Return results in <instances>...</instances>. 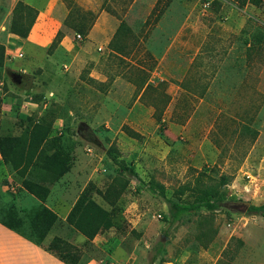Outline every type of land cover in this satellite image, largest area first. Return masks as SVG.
Returning <instances> with one entry per match:
<instances>
[{
	"label": "rangeland",
	"instance_id": "1",
	"mask_svg": "<svg viewBox=\"0 0 264 264\" xmlns=\"http://www.w3.org/2000/svg\"><path fill=\"white\" fill-rule=\"evenodd\" d=\"M75 1L96 16L83 41L76 39L79 32L64 25L69 10L62 0L57 4L54 0H0V48L4 49L3 57L0 49V134L21 136L33 123L52 120L53 135L72 155V165L56 184L43 178L51 189L46 205L56 210L71 187L69 195L64 194L71 207L76 188L89 189L94 200L115 216L108 248L99 246L98 239L96 252H88L85 237L62 220L51 231L47 245L60 237L81 249L84 263L96 259L121 264L127 262V251H135V264H264V215L248 214L251 206L264 204V49L259 60L253 61L261 87L252 105L229 104L227 97L221 105L219 82L204 99L202 90L189 94L187 86L188 55L195 54L194 47L203 44L209 29L215 36L229 35L224 49L237 47V55L216 52L212 78L217 73L221 77L223 66H246L245 39L253 37V44L264 40V26L254 24L256 18H264V4L257 7L259 14H253L241 12L248 5L240 7L233 0ZM208 1L212 7L204 11ZM20 2L39 13L32 34L47 27L41 13L54 8L55 21L61 24L48 25L44 46L26 44L11 32ZM189 3L197 5L200 17L194 36H190L192 29L182 26L187 18L184 6ZM121 23L125 34L112 49ZM182 29L183 37L173 42ZM60 31L62 40L52 47ZM21 51L24 57L16 58ZM134 67L143 72L136 73ZM147 73L157 89L146 93L145 104L144 90L137 92L128 77L134 80ZM168 96L158 122L151 104ZM160 105L164 107L163 102ZM162 123L165 129L160 128ZM110 150L137 176L122 172L110 158ZM199 175L203 187L219 189V210L202 209L173 222L170 202L193 201L192 191L201 185ZM40 177L38 172L27 175L36 181ZM151 181L163 185L165 195L151 191ZM22 182L19 173L0 165L1 191L6 184L22 186ZM111 186L119 193L115 201L111 198L112 204L105 199ZM2 193L0 211L12 203L24 210L41 204L22 188L17 194ZM238 201L249 204L245 213L228 210L229 203ZM160 243L162 250L157 253Z\"/></svg>",
	"mask_w": 264,
	"mask_h": 264
},
{
	"label": "trees",
	"instance_id": "2",
	"mask_svg": "<svg viewBox=\"0 0 264 264\" xmlns=\"http://www.w3.org/2000/svg\"><path fill=\"white\" fill-rule=\"evenodd\" d=\"M68 10V16L64 21V25L70 29L79 32L85 39L89 34L92 23L95 22L96 16L91 11L83 10L75 0H62ZM232 1V0H230ZM240 7L252 5L260 7L264 4V0H233ZM38 11L31 6L20 2L11 24V32L26 40L38 18ZM28 19V20H27ZM28 21V22H27ZM125 24L121 23L110 47L114 49L116 39L125 34ZM63 37V33L58 32L52 47L57 46ZM1 49L3 57L4 49ZM3 64V61L1 62ZM135 72L140 74L139 68H135ZM147 77H139L129 80L137 87V92L144 90L142 101L146 104V93L149 90L156 91L150 79ZM157 102H152L154 108V117L158 122H162V115L165 107L170 101V97L161 100L156 98ZM163 102L164 107L160 108ZM1 110V99H0ZM161 129H165L162 123ZM54 127L52 120L43 119L39 123H33L21 136H10L0 134V153L3 155L4 167L8 168L11 173H19L23 178L22 188L28 195L35 197L40 201V205L31 210L19 209L15 203L8 205L0 211V223L11 231L16 232L25 239L44 247L48 252L61 259L66 264H87L83 262V252L75 245L67 242L60 237H54L47 245V239L53 228L59 223L60 218L57 213L46 206L47 200L51 194L49 186L45 185L44 177L49 178V183L56 184L65 175L71 171L72 155L67 153L61 139L54 137ZM53 150L52 153H50ZM113 162L119 166L122 172L137 176L133 167H129L123 160H120L118 154L114 150L108 152ZM38 172L41 177L39 181L34 178H27ZM205 174H202V177ZM201 175H199V178ZM201 185L197 186L192 195L194 200L191 202L171 201L169 205L170 216L173 222H179L185 215L196 214L202 209L214 212L220 208L219 189L217 187H203L202 178L199 179ZM150 190L165 195V187L156 181H151ZM182 195H185L183 191ZM111 196V197H110ZM119 197V193L112 191V186L105 193V199L111 203V198L115 201ZM3 193L0 190V200ZM112 204V203H111ZM249 215H264V204L253 205L248 209ZM66 223L76 232L85 237V248L88 252H96L94 240L98 235L104 234L115 227V216L112 211H108L97 203L91 191L86 189L69 213ZM162 250V244H158L155 248L157 253Z\"/></svg>",
	"mask_w": 264,
	"mask_h": 264
},
{
	"label": "crops",
	"instance_id": "3",
	"mask_svg": "<svg viewBox=\"0 0 264 264\" xmlns=\"http://www.w3.org/2000/svg\"><path fill=\"white\" fill-rule=\"evenodd\" d=\"M54 1L56 2V4L58 3V0ZM184 7L187 11V18L183 22L182 26L187 27L188 30L192 29L193 32L190 33V36H194L193 34H195V31L198 30V25L200 22V17L197 13V5L189 3ZM239 10L243 13H247V11L250 10L253 12V14L254 12L259 14V8L252 5H248L245 7V9ZM104 14L110 16V14L107 12H104ZM42 17L47 18V27L44 26L42 28H39L40 30H42L40 34H38L37 32L35 34L30 33L29 37L25 40L26 44H34L35 46L41 47L44 46L43 44L46 39L45 36L48 31V25H53L56 22L61 24L60 21H55L54 8L52 7L50 9H47V14L42 12L40 18ZM255 20L256 21L254 24H257L256 22H258L259 24H257V26H259L260 24L264 26V18H262V20L256 18ZM183 35V29L179 30V32L173 37V42L178 40L181 36L183 37ZM228 37L229 35L227 34L215 36V34L211 33V29H209V31L203 35V44H201L199 48L194 47L195 54L188 55L189 71L187 86L189 89V94L192 93L193 89L202 90L203 93L201 99H204L207 95H211L213 93V91L215 90L214 84L219 82L221 86V105H223V100L225 97H227L226 99L229 100L227 101V103L229 104H233L234 102V104L252 105L254 99H257V97H259L261 87L259 70L257 67L254 68L253 61L259 60V52L264 49V40L262 43L256 42L255 44H253V37L246 38V36H244V39H246L245 42L244 40L243 42L248 47V49H246L245 51L246 55L244 56V62L246 63V66H223L220 69L221 77L220 74L217 73L216 76L212 78V73L215 71V67L212 65L214 64L216 52L219 51L221 55L227 53V57L230 56L231 53H233V55H237L236 44H234L230 50L224 49L225 42L229 41ZM188 44H190V41H188ZM191 48H193L192 44L189 45V49ZM247 62L251 63V66H249ZM229 75H233V77H230ZM6 185L2 187V191L4 193H7L5 188ZM71 189V187L66 188V191L64 193L66 197L71 192ZM83 190L80 191L76 188V201L79 198L80 194L83 192ZM64 194L63 197H61L59 203L56 204V210L53 207H50L48 205L46 206L52 209L55 213H57L60 220L66 222L67 217L71 212L72 207L74 206L76 201L70 207L68 203L69 201L64 199L66 198ZM98 239H100V245L98 243ZM108 239L109 235L108 232H106L97 236L94 242L95 244L102 246V248L105 249V245L107 246V248L112 245ZM126 253L128 256L127 262L130 264H135V251H127ZM114 261L116 260L114 259ZM127 262H123L121 264H126ZM0 264L66 263L63 262L61 259L57 258L52 253L48 252L44 247L25 239L21 235L17 234L14 231H11L0 223ZM87 264H102V261L93 259L91 261H87Z\"/></svg>",
	"mask_w": 264,
	"mask_h": 264
},
{
	"label": "built area",
	"instance_id": "4",
	"mask_svg": "<svg viewBox=\"0 0 264 264\" xmlns=\"http://www.w3.org/2000/svg\"><path fill=\"white\" fill-rule=\"evenodd\" d=\"M211 7H212V1H208V2H206V3L203 5V9H204V11L209 10ZM76 39H77L78 41H83V40H84L83 36H82V35H79V34L76 35ZM17 57H18V58H23V57H24L23 52H22V51L19 52V53L16 55V58H17ZM89 151H91V150L89 149ZM1 164H4V159H3V155L0 153V165H1ZM5 188H6V191H7V192H11V193L16 194V193H18V190L20 189V186H16V185H14V184L11 183V184L6 185Z\"/></svg>",
	"mask_w": 264,
	"mask_h": 264
},
{
	"label": "water",
	"instance_id": "5",
	"mask_svg": "<svg viewBox=\"0 0 264 264\" xmlns=\"http://www.w3.org/2000/svg\"><path fill=\"white\" fill-rule=\"evenodd\" d=\"M249 207L248 203H244L241 201L238 202H231L228 204V210L233 213H245Z\"/></svg>",
	"mask_w": 264,
	"mask_h": 264
}]
</instances>
